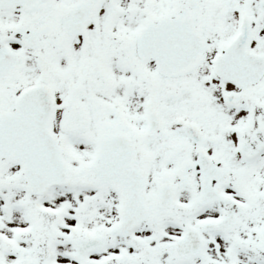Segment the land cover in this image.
I'll return each mask as SVG.
<instances>
[{
  "label": "snow or ice",
  "instance_id": "1",
  "mask_svg": "<svg viewBox=\"0 0 264 264\" xmlns=\"http://www.w3.org/2000/svg\"><path fill=\"white\" fill-rule=\"evenodd\" d=\"M0 264H264V0H0Z\"/></svg>",
  "mask_w": 264,
  "mask_h": 264
}]
</instances>
